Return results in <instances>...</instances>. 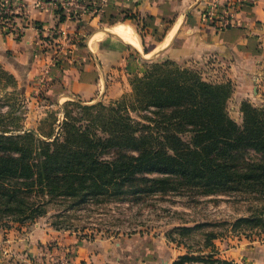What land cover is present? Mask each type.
<instances>
[{"label":"rangeland","instance_id":"374dc122","mask_svg":"<svg viewBox=\"0 0 264 264\" xmlns=\"http://www.w3.org/2000/svg\"><path fill=\"white\" fill-rule=\"evenodd\" d=\"M11 2L0 0V31L4 35L20 38L27 32L26 20L21 16V12L26 13L25 4L18 2L17 5L10 6ZM14 9L18 14L12 13ZM24 16H27V13ZM124 18L125 15L119 10H110L101 22L98 19L94 23L89 22L83 36L85 47H87L86 43L92 33L103 32L101 38H105L107 47L123 46L126 48L125 54L130 55L122 67L110 72L107 78L108 90L105 87L100 88L98 102L103 103L104 106L116 107L124 96L131 94L132 81L136 76H142L151 63L171 60L182 70L195 73L205 82L228 83L231 94L225 102L226 113L238 125H243L242 105L244 103L255 108H264V28H261L258 36H255L256 38L261 36L260 43L263 44L262 54L256 58L260 60L257 64L260 67L256 68L252 65L253 74L257 75V79L253 81L257 84V92L250 89L247 94L241 95L236 93V83L224 74V70L217 66L212 58L206 62L197 63L177 61L161 55L163 52L161 48L148 57L139 53L141 56L139 57L135 47L114 35L105 33L106 29L122 23L129 25L143 39L145 47L148 48L153 47V41L162 38V33L167 28L158 29L148 36L142 28H137L135 21H125ZM169 22L170 20L167 23ZM88 35L91 36L88 37ZM41 46L37 49L39 58L42 51L49 49L44 43ZM128 59L131 66L129 71H126ZM258 71L260 73H257ZM17 81L18 84L15 87L11 86L7 75H2L0 78V138L2 136L27 138V144H33L31 156H36L39 149L35 139L47 142L56 139L59 143L63 142L65 112L74 118V120L70 119L69 124L74 125L75 128L85 131L87 126H91L90 132L95 133V136H109V133L102 132L100 128V114L109 117L110 109L104 110L97 106L87 111L82 108L98 103H86L92 95H83L81 99L72 100L75 103L65 106L70 99L64 95L58 96L62 89L56 87L46 91L45 88H41L39 75L25 82ZM113 83L118 84V87L113 89L115 91H111ZM131 102H134L135 106L129 103L130 107L125 106L128 109L121 111L130 116L134 122H140L141 125H135V128L148 134L147 136L151 139L147 145L149 149L164 148L172 153L171 143L168 142L166 145L163 141V137L169 133L176 134V138H179L182 144L191 141L193 132L182 121L175 119V116L171 118V108L158 109L141 106L136 101ZM91 116L92 120L93 118L96 120L95 123L89 122L88 118ZM178 124L182 126L179 127ZM172 144L177 145V142L173 140ZM182 146L178 142V148ZM69 148L71 155L67 158L71 163L68 173L63 174L61 167L54 171L55 182L62 184L66 180L72 186L69 193L48 196L45 194V196L36 191L32 199L27 200L31 206L40 203V207L37 208L35 205L33 209L25 207L20 214H12L9 211L0 212L1 227H34L38 223L50 224L61 233L67 232L69 236L76 234L90 242L100 241V239L120 242L126 246L125 253H121L125 260L129 256L127 247L136 244L141 247V250L131 255L138 256L140 259L145 258L146 264H170L169 257L175 256L177 258L171 263L174 264L180 257L176 256L179 251L184 252L181 256L187 253L194 256L212 255L236 264H248L247 251L251 256V252L255 253L264 248V181L249 180L248 184L247 181L244 184H238L237 181H227L223 184L225 182L223 181L213 190L214 187H208L210 186L208 184L216 183H208L205 180L188 183L177 174L146 172L137 173L133 179L126 182H120L115 176L111 177L112 181L105 182L100 181V161H110L122 155L136 156L137 151L114 148L101 153L100 150L87 151L76 145H71ZM78 150L85 154L84 161L87 162L88 170L86 173H78L80 167L72 163L78 156ZM19 154L8 152L3 155L0 153V156L18 158ZM217 160L219 163L228 162L227 164H230L236 172L246 173L250 172L248 168H252L253 165L264 164V153L247 148L237 150L228 158L218 157ZM1 181L3 184H20L10 177L1 178ZM34 184H40V182L36 181ZM135 238L137 241L133 243ZM47 245L48 248L58 247L53 242ZM133 256H130L131 259L134 258ZM137 264L142 262L138 261ZM189 264L208 263L197 261Z\"/></svg>","mask_w":264,"mask_h":264},{"label":"trees","instance_id":"16d2710c","mask_svg":"<svg viewBox=\"0 0 264 264\" xmlns=\"http://www.w3.org/2000/svg\"><path fill=\"white\" fill-rule=\"evenodd\" d=\"M124 19L135 21L137 28L142 30L147 26L145 22L128 13L125 14ZM84 41V37L80 38L77 46L85 47ZM147 49L145 47L146 52ZM61 67L62 70L67 68L64 63ZM1 74L8 76L11 86H17L16 77L4 69L0 63V78ZM230 94L231 88L228 83L205 82L195 73L182 70L171 60L153 62L142 76L134 78L132 93L124 96L116 107L108 108L101 102L82 107L87 111L97 106L104 110L110 109L109 117L100 114V128L102 132L109 133L108 137L95 136V133L90 132L91 126H87L85 131L75 128L74 125L69 124L70 119L74 120V118L66 112L63 142L59 143L56 139L47 142L35 139L30 134L34 137L39 149L36 156H31L33 144L28 145L27 138L2 136L0 153L3 155L8 152H18L20 154L18 158L0 156V212L9 211L12 214H20L25 207L33 209L35 205L39 208L40 203L31 206L27 200L32 199L36 191L38 194L47 196L58 193L68 194L72 186L66 180L62 184L55 182L54 171L61 167L63 174L68 173L71 162L67 157L71 155L69 153L71 145L81 146L87 151L100 150L101 153L114 148L137 151L136 156L122 155L110 161H100V181L105 182L112 181L111 177L114 178V176L120 182H126L133 179L135 174L146 172L177 174L188 183H196L199 180L216 183L208 184L210 185L208 187H214L213 190L223 181H225L223 184L227 181H237L238 184H244L245 181L248 184L249 180L263 182L264 164L253 165L252 168H248L250 172L244 173L236 172L230 164H227V161V163H219L217 160L218 157L228 158L237 150L247 148L264 153V108H255L244 103L242 105L243 125L240 126L226 113L225 102ZM131 101H136L145 107L171 108V118L175 116V119L182 121L193 132L191 141L182 144L180 139L176 138V134L169 133L163 137V141L166 145L168 142L171 143L172 153L164 148L149 149L147 145L151 139L147 136L148 134L135 128V125H141L140 122H134L130 116L121 111L128 109L125 106L130 107L129 103L135 106ZM72 103L75 102L67 101L65 106ZM88 119L91 124L96 121L94 118L92 120V116ZM173 140L177 142V145L172 144ZM178 142L183 146L178 148ZM84 155L78 150V156L75 162H72L80 167L78 173L88 171ZM4 177L15 179L20 184H3L1 178ZM36 181L40 184H34ZM197 261L208 264H236L212 255L194 256L190 253L180 256L174 264H189Z\"/></svg>","mask_w":264,"mask_h":264},{"label":"crops","instance_id":"0c3cea01","mask_svg":"<svg viewBox=\"0 0 264 264\" xmlns=\"http://www.w3.org/2000/svg\"><path fill=\"white\" fill-rule=\"evenodd\" d=\"M16 1L28 5L27 21L31 25L20 38L4 35L0 31V63L4 69L21 82L32 77L37 78L38 75L41 77L45 59L38 57L37 49L42 47L50 31L60 30L75 38L74 46L79 62L68 60L64 63L67 67L65 70L62 67L53 70L41 88L46 91L49 88H61L58 96L64 95L69 101L81 99L83 95H92L86 103L100 101V88L105 87L108 90L107 78L110 72L122 67L126 59L130 58V55L125 54L126 48L120 45L108 48L105 38L96 40L93 49L88 46V41L87 47L79 48L77 42L85 36L87 24L76 23L61 15L58 10L61 0ZM211 1L213 0H117L108 8L107 13L110 10H119L123 15L128 13L136 16L147 24L143 32L148 36L158 29L167 28L162 33V38L153 41V47H148L147 52L143 39L139 37L142 45V50L136 48L139 57V53L147 57L149 53L161 48V55L177 61L197 63L212 58L224 70V74L236 83V93L247 94L250 89L256 93L257 84L253 81L257 79V75L253 74L252 65L260 67L257 65L260 60L256 58L262 54L263 44L260 43L261 36H255L264 28V0H258L252 8L240 12L237 15L238 25L223 31L216 30L203 21L202 14ZM95 21L96 19L91 22ZM34 22L42 25L41 33L33 29ZM172 31H175L174 35L170 42H166ZM129 62L128 59L126 71L130 69ZM117 87L118 84L113 83L111 91H115L113 89ZM74 235L61 233L50 224L38 223L34 227L0 226V264H137L138 261L146 264L145 258L131 255L141 250L136 244L127 247L129 256L125 260L121 253H125L126 246L120 242L103 239L90 242ZM134 241H137L136 238L133 243ZM52 242L58 247L48 248L47 243ZM182 253L184 252L179 251L176 256H181ZM247 254L248 264H264V248L255 253L251 252V256L249 251ZM130 256L134 258L131 259ZM176 258L169 257L168 262L171 264Z\"/></svg>","mask_w":264,"mask_h":264},{"label":"built area","instance_id":"2783aa9c","mask_svg":"<svg viewBox=\"0 0 264 264\" xmlns=\"http://www.w3.org/2000/svg\"><path fill=\"white\" fill-rule=\"evenodd\" d=\"M5 1H12L10 6L18 4V1L16 0ZM116 1L117 0H61L58 4V10L61 15L79 24H88L95 19H98L101 22L106 15L108 8ZM257 1L258 0H213L207 4V7L202 14L203 21L219 31L234 28L238 25L237 15L244 10L252 8ZM24 7L26 11L27 6L24 5ZM19 9L21 10V8ZM12 13L18 14L15 9ZM26 13L21 12V16L26 20L27 28L31 24L27 21V16H24ZM33 27L36 32H42V25L34 22ZM45 38L44 44L48 46L49 49L41 52V57L45 59V67L42 76L40 77L43 86L48 81L51 73L54 72L53 70H59L63 63L68 60L73 63L79 62V57L75 52L74 37L60 30H52ZM32 264L47 263L33 262Z\"/></svg>","mask_w":264,"mask_h":264},{"label":"bare ground","instance_id":"6f19581e","mask_svg":"<svg viewBox=\"0 0 264 264\" xmlns=\"http://www.w3.org/2000/svg\"><path fill=\"white\" fill-rule=\"evenodd\" d=\"M106 32L118 36L120 39L131 44L133 47L137 48L138 50H142V45H141L139 36L134 32V30L129 25H126L123 23L118 24L116 26H113L112 28H109L108 30L106 29L105 33ZM174 32L175 31H172L169 39H167L166 42H170V38H172V36L174 35ZM102 34H103V32L97 33V34L92 35L89 38L88 45H89L90 49H93L95 41L98 40L99 38H101ZM154 53H155L154 51L149 53L147 55V57L151 56Z\"/></svg>","mask_w":264,"mask_h":264}]
</instances>
